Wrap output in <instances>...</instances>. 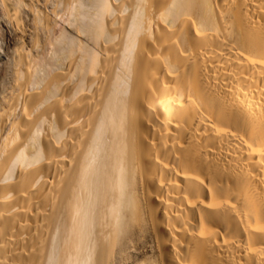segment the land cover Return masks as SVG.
I'll list each match as a JSON object with an SVG mask.
<instances>
[{
    "label": "bare ground",
    "instance_id": "bare-ground-1",
    "mask_svg": "<svg viewBox=\"0 0 264 264\" xmlns=\"http://www.w3.org/2000/svg\"><path fill=\"white\" fill-rule=\"evenodd\" d=\"M110 259L264 264V0H0V264Z\"/></svg>",
    "mask_w": 264,
    "mask_h": 264
},
{
    "label": "rangeland",
    "instance_id": "rangeland-1",
    "mask_svg": "<svg viewBox=\"0 0 264 264\" xmlns=\"http://www.w3.org/2000/svg\"><path fill=\"white\" fill-rule=\"evenodd\" d=\"M112 259H114V254H113ZM111 261H113V263H112ZM116 262H118V263H116ZM111 263L114 264V260H111V259H110V261H109L108 264H111ZM115 264H127V263H126V262H121V261L116 260V261H115ZM128 264H130V263H128ZM132 264H133V263H132Z\"/></svg>",
    "mask_w": 264,
    "mask_h": 264
}]
</instances>
